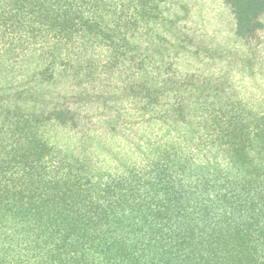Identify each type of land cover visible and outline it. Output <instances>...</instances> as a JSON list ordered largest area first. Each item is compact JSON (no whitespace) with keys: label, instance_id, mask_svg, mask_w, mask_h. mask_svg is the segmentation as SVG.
Wrapping results in <instances>:
<instances>
[{"label":"trees","instance_id":"1","mask_svg":"<svg viewBox=\"0 0 264 264\" xmlns=\"http://www.w3.org/2000/svg\"><path fill=\"white\" fill-rule=\"evenodd\" d=\"M0 264H264V0H0Z\"/></svg>","mask_w":264,"mask_h":264}]
</instances>
